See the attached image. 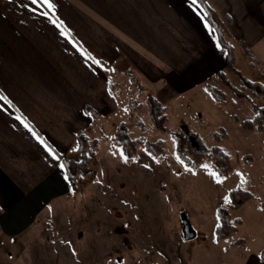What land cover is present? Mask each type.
Segmentation results:
<instances>
[{
  "label": "crops",
  "instance_id": "crops-1",
  "mask_svg": "<svg viewBox=\"0 0 264 264\" xmlns=\"http://www.w3.org/2000/svg\"><path fill=\"white\" fill-rule=\"evenodd\" d=\"M207 1L221 18L229 17L235 41L242 40L255 59L256 50L264 53V0ZM53 3L69 36L51 15L33 12L30 0H0V92L12 101L0 100V250L4 236L32 237L54 220H67L69 199L80 192L79 175L70 178L59 164L66 158L81 161L80 134L100 140L105 122L120 109L128 120L132 105L122 100L126 81L142 86L148 97L166 91L175 98L206 89L228 67L195 0ZM86 108L98 113L96 122ZM33 132L57 151L59 162ZM258 261L264 264L247 256L241 264Z\"/></svg>",
  "mask_w": 264,
  "mask_h": 264
},
{
  "label": "rangeland",
  "instance_id": "rangeland-1",
  "mask_svg": "<svg viewBox=\"0 0 264 264\" xmlns=\"http://www.w3.org/2000/svg\"><path fill=\"white\" fill-rule=\"evenodd\" d=\"M237 50L236 66L241 74L264 84V53L256 50L257 66L252 68ZM224 71L238 86L230 69ZM212 83L227 92L216 79ZM124 84L122 100L136 110L128 122L131 135L161 140L166 149L164 160L155 162L138 147L135 161L126 163L111 146L119 123L127 118L120 109L103 126L109 139L100 138L93 172L88 174L91 178L75 179L80 192L69 199L67 220H54L32 237L4 236L0 264H241L242 257L264 250V132L245 131L231 118L251 119V103L230 94L226 102H220L200 88L195 94L175 98L171 92H158L154 97L160 104L142 86ZM255 102L264 106V99ZM160 107L167 116L165 131L158 130L151 118L152 108ZM221 128L228 137L218 141L215 134H221ZM178 129L194 138L197 150L221 148L230 157L232 174L217 180L210 170L185 168L175 155L173 132ZM239 185L258 199L232 211L233 219L240 218L243 224L218 242L214 238L217 209ZM183 217L195 234L193 239L183 237ZM239 238L245 239L247 248L227 250ZM9 241L16 242L12 246Z\"/></svg>",
  "mask_w": 264,
  "mask_h": 264
},
{
  "label": "trees",
  "instance_id": "trees-1",
  "mask_svg": "<svg viewBox=\"0 0 264 264\" xmlns=\"http://www.w3.org/2000/svg\"><path fill=\"white\" fill-rule=\"evenodd\" d=\"M204 10L207 20L214 28L218 42L225 52L227 66L230 71L239 80V85L233 84L228 74L224 70L216 72L215 77L218 84L224 86L227 92L222 90L219 86L213 83H207L206 89L220 102H226L229 94L235 99L249 101L254 110V115L251 119H240L236 115H232V121L237 123L241 129L245 131H259L264 132V106H259L255 101L264 99V84L260 81H253L244 77L236 66V50L239 47L243 54L250 60L249 65L252 68L257 66L256 59L248 46L241 40L235 41L228 29L227 22L229 17L221 18L207 0H195ZM154 102V101H153ZM155 103V102H154ZM135 105L130 108V115L127 121L119 123L116 133L111 138V146L117 149L120 154L123 152L122 158L127 156L128 159L124 161L131 163L135 161L132 157H136L138 147H142L145 152L155 162H161L166 155V149L161 140L152 141L146 139L143 135L133 137L130 133L128 122L135 117ZM94 122L97 121L98 113L91 108H86ZM151 118L153 125L160 131L166 130L167 116L163 113V109L152 108ZM102 137L108 139L104 131H101ZM175 140V155L177 159L185 167L194 171L204 170L202 167L205 160L208 161L210 171H216L221 179H226L233 172V165L230 157L224 153L219 147H214L211 150L203 149L197 150L194 147L192 136L185 133L183 129H178L173 132ZM215 137L218 141H222L228 137L226 130L221 128V134L216 132ZM78 151L81 153V161L76 162L71 159H64L65 169L70 178L76 176H87L92 172L90 165L95 160L98 149L99 139L89 138L85 134L78 136ZM258 198L251 191L245 189L242 185L231 190L228 194L227 201L217 209L218 224L214 231V238L216 241L221 242L226 239L230 234L234 233L239 226L243 224L242 219H233L232 211H237L251 200ZM263 206V202L261 203ZM232 247H239L246 249V241L243 238L236 239L231 242L227 247L229 250Z\"/></svg>",
  "mask_w": 264,
  "mask_h": 264
},
{
  "label": "snow or ice",
  "instance_id": "snow-or-ice-1",
  "mask_svg": "<svg viewBox=\"0 0 264 264\" xmlns=\"http://www.w3.org/2000/svg\"><path fill=\"white\" fill-rule=\"evenodd\" d=\"M32 6H37V7H32ZM29 7H31V10L33 12H37L39 11L40 15H43L45 17H49L51 15V22L55 25H57L58 27H63L64 31L63 34L65 36H69L70 35V31L64 26L63 21L59 19L58 16L55 15V9H56V5L53 3V0H30V5ZM47 9V10H44ZM50 10V11H48ZM83 51V49H81ZM90 58L94 59L93 57H91V55L89 54ZM97 64H100L101 62L99 60L95 61ZM0 100L5 101L7 104H12V101L5 96L2 92H0ZM3 105H0V108H3ZM89 115H91V113H89ZM18 119L22 120V122L24 123L25 127L30 128L31 126L28 124L27 120L23 117V116H18ZM33 135L36 137V139L39 141V143L41 145H43V147L47 150V152L56 159L57 162L60 161V156L58 155L57 151L51 147L48 143L45 142V140L39 136L38 134H36L35 132H33ZM121 155L123 156V152H121ZM124 159L127 160L128 157L124 156ZM132 159H136V157H132ZM60 168L63 169L65 167V165L63 163L59 164ZM185 167H187V165H185ZM202 167H204L206 170L209 169V165L205 164L202 165ZM210 174L215 177L217 180H220V176L216 171H211ZM241 176L243 175L242 173L240 174ZM67 178V177H66ZM243 183V181H241ZM257 256H259V260L260 261H264V250H261L260 252L257 253ZM257 264H259V261L257 262Z\"/></svg>",
  "mask_w": 264,
  "mask_h": 264
},
{
  "label": "water",
  "instance_id": "water-1",
  "mask_svg": "<svg viewBox=\"0 0 264 264\" xmlns=\"http://www.w3.org/2000/svg\"><path fill=\"white\" fill-rule=\"evenodd\" d=\"M182 234H183V237L185 240L193 239L195 236L190 224L188 223V221L184 217H183V221H182Z\"/></svg>",
  "mask_w": 264,
  "mask_h": 264
}]
</instances>
